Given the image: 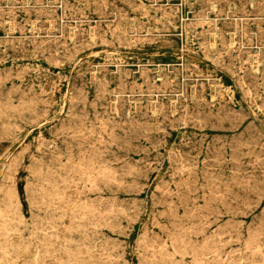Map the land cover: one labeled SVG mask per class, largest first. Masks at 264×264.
<instances>
[{
  "label": "rangeland",
  "instance_id": "374dc122",
  "mask_svg": "<svg viewBox=\"0 0 264 264\" xmlns=\"http://www.w3.org/2000/svg\"><path fill=\"white\" fill-rule=\"evenodd\" d=\"M263 32L264 0H0V264H264Z\"/></svg>",
  "mask_w": 264,
  "mask_h": 264
},
{
  "label": "bare ground",
  "instance_id": "6f19581e",
  "mask_svg": "<svg viewBox=\"0 0 264 264\" xmlns=\"http://www.w3.org/2000/svg\"><path fill=\"white\" fill-rule=\"evenodd\" d=\"M88 1V0H87ZM91 1V0H90ZM168 1V0H167ZM227 1V0H226ZM106 3V2H105ZM130 3V2H129ZM132 3V2H131ZM91 4V3H90ZM95 4V3H94ZM107 4H108V2H107ZM243 4V3H242ZM66 5V4H65ZM70 5V4H69ZM76 5V4H75ZM89 5V4H88ZM88 5H86V6H88ZM97 5H99V4H97ZM239 5H240V3H239ZM263 5V4H262ZM136 6V5H135ZM185 6V5H184ZM133 7V6H132ZM244 7V6H243ZM72 8V7H71ZM101 8H104V7H101ZM230 8V7H229ZM82 9V8H81ZM80 9V11H82ZM98 9V8H97ZM117 9V8H116ZM121 9V8H120ZM176 9V8H175ZM256 9V8H255ZM262 9V8H261ZM14 10V9H13ZM70 10V9H69ZM68 10V11H69ZM77 10V9H76ZM102 10V9H101ZM111 10H112V8H111ZM182 10V9H181ZM206 10V9H205ZM49 11V10H48ZM71 12H73V11H71ZM5 13V12H4ZM97 13V12H96ZM103 13H104V11H103ZM252 13V12H251ZM262 13V12H261ZM260 13V14H261ZM85 14V13H84ZM101 14V13H100ZM105 14V13H104ZM221 14V13H220ZM219 14V15H220ZM243 14V13H242ZM263 14V13H262ZM46 15V14H45ZM48 15V14H47ZM62 15V14H61ZM143 15V14H142ZM14 16V15H13ZM12 16V17H13ZM199 16V15H198ZM105 17V16H104ZM106 17H107V14H106ZM182 17V16H181ZM121 19V18H120ZM123 19V18H122ZM143 19V18H142ZM248 20V19H247ZM130 21V20H129ZM249 21V20H248ZM127 22V21H126ZM176 22V21H175ZM198 22V21H197ZM242 22V21H241ZM88 23H90V22H88ZM132 23V22H131ZM10 24V23H9ZM62 24V23H61ZM96 24V23H95ZM128 24V23H127ZM126 24V25H127ZM247 24V23H246ZM124 25V24H123ZM228 25V24H227ZM236 25V24H235ZM12 26V25H11ZM101 26V25H100ZM185 26V25H184ZM225 26V25H224ZM232 26V25H231ZM6 27V26H5ZM107 27V26H106ZM229 27V26H228ZM14 29V28H13ZM70 29V28H69ZM110 29V28H109ZM126 29H127V27H126ZM142 29V28H141ZM148 29V28H147ZM236 29V28H235ZM124 30H125V28H124ZM205 30V29H204ZM2 31H4V30H2ZM48 32V31H47ZM70 32V31H69ZM222 32V31H221ZM72 33V32H71ZM264 33V32H263ZM82 34V33H81ZM86 34H88V33H86ZM125 34V33H124ZM251 34V33H250ZM67 35V34H66ZM112 36V35H111ZM225 36V35H224ZM83 39V38H82ZM234 39V38H233ZM246 39V38H245ZM49 40V39H48ZM196 40V39H195ZM240 40V39H239ZM256 40V39H255ZM29 41V40H28ZM164 42H165V40H163ZM20 43V42H19ZM56 43V42H55ZM5 44V43H4ZM32 44V43H31ZM186 44V43H185ZM206 44V43H205ZM24 45V44H23ZM27 45V44H26ZM170 45V44H169ZM238 45V44H237ZM20 46V45H19ZM47 46H49L48 44H47ZM228 46H230V45H228ZM28 47V46H27ZM15 48H17V47H15ZM29 48V47H28ZM63 48V47H62ZM238 48V47H237ZM236 48V49H237ZM38 49V48H37ZM227 49H229V48H227ZM259 49V48H258ZM205 50V49H204ZM231 50V49H230ZM28 51H29V49H28ZM49 51V50H48ZM209 51V50H208ZM15 52H16V50H15ZM22 52V51H21ZM14 53V52H13ZM23 53V52H22ZM38 53V52H37ZM245 53V52H244ZM27 54V53H26ZM20 55V54H19ZM31 55V54H30ZM57 55V54H56ZM5 56V55H4ZM27 56V55H26ZM247 56V55H246ZM229 57H230V55H229ZM232 57V56H231ZM13 58V57H12ZM223 58V57H222ZM251 58V57H250ZM241 59H242V57H241ZM69 60V59H68ZM231 62V61H230ZM240 62V61H239ZM245 63V62H244ZM244 65V64H243ZM247 65H248V63H247ZM25 69V68H24ZM85 69V68H84ZM245 69V68H244ZM25 70H27V69H25ZM30 70V69H29ZM86 70V69H85ZM138 70H139V68H138ZM264 70V69H263ZM97 71V70H96ZM182 71V70H181ZM240 71V70H239ZM260 71V70H259ZM161 72V71H160ZM257 72H258V70H257ZM183 73V72H182ZM83 74V73H82ZM95 74V73H94ZM93 74V75H94ZM103 74V73H102ZM173 74V73H172ZM38 75V74H37ZM51 75V74H50ZM79 75V74H78ZM164 75V74H163ZM256 75H257V73H256ZM44 76H46V75H44ZM59 76V75H58ZM143 76V75H142ZM261 76V75H260ZM10 77V76H9ZM53 77V76H52ZM55 77H56V74H55ZM84 77V76H83ZM124 77V76H123ZM147 77V76H146ZM183 77V76H182ZM240 77V76H239ZM257 77V76H256ZM40 78V77H39ZM80 78V77H79ZM174 78V77H173ZM246 78V77H245ZM18 79V78H17ZM50 79V78H49ZM55 79V78H54ZM134 79V78H133ZM143 80V79H142ZM28 81V80H27ZM45 81V80H44ZM51 81V80H50ZM149 81V80H148ZM160 81V80H159ZM259 81V80H258ZM80 82H82V81H80ZM53 83V82H52ZM238 83V82H237ZM183 84V83H182ZM75 85V84H74ZM167 85V84H166ZM262 85V84H261ZM241 86V85H240ZM46 87V86H45ZM52 88V87H51ZM51 88H49V90L51 89ZM141 88V87H140ZM241 88V87H240ZM46 89V88H45ZM48 89V88H47ZM53 89V88H52ZM74 89V88H73ZM72 89V90H73ZM76 89V88H75ZM159 89V88H158ZM182 89V88H181ZM256 89H258V88H256ZM106 90V89H105ZM161 90V89H160ZM183 90V89H182ZM181 90V91H182ZM186 90V89H185ZM42 91V90H41ZM79 91V90H78ZM115 91V90H114ZM162 91V90H161ZM170 91V90H169ZM43 92H45V91H43ZM58 92V91H57ZM99 92V91H98ZM47 93H48V91H47ZM163 93H165V92H163ZM250 93V92H249ZM8 94V93H7ZM54 94V93H53ZM83 94V93H82ZM3 95V94H2ZM100 95V94H99ZM6 96V95H5ZM8 96V95H7ZM34 96V95H33ZM94 96V95H93ZM105 97V96H104ZM52 98V97H51ZM82 98H83V96H82ZM178 98V97H177ZM223 98V97H222ZM255 98V97H254ZM257 98V97H256ZM264 98V97H263ZM36 99H37V97H36ZM103 99V98H102ZM189 100V99H188ZM220 100V99H219ZM222 100V99H221ZM30 101V100H29ZM231 101V100H230ZM122 102V101H121ZM186 102V101H185ZM8 103V102H7ZM44 103V102H43ZM204 103V102H203ZM250 103V102H249ZM262 103V102H261ZM110 104V103H109ZM140 104V103H139ZM238 104V103H237ZM207 105V104H206ZM209 105V104H208ZM207 105V106H208ZM233 105V104H232ZM136 106V105H135ZM214 106V105H213ZM130 107V106H129ZM151 107V106H150ZM97 108V107H96ZM95 108V109H96ZM108 108V107H107ZM220 108V107H219ZM166 109V108H165ZM192 109H194V107L192 108ZM211 108H209V110H210ZM259 109V108H258ZM169 110V109H168ZM19 111V110H18ZM97 111V110H96ZM98 113V112H97ZM127 113V112H126ZM153 113V112H152ZM166 113H168V112H166ZM183 113V112H182ZM117 114V113H116ZM202 114V113H201ZM30 115H31V113H30ZM87 115V114H86ZM200 115V114H199ZM206 115V114H205ZM240 115V114H239ZM45 116V115H44ZM173 116V115H172ZM185 116V115H184ZM208 116V115H207ZM84 117V116H83ZM200 117V116H199ZM220 117V116H219ZM85 118V117H84ZM193 118V117H192ZM202 118V117H201ZM222 118V117H221ZM224 118V117H223ZM226 118V117H225ZM113 119V118H112ZM120 119V118H119ZM212 119V118H211ZM216 119H219L218 117H216ZM183 120V119H182ZM210 120V119H209ZM220 120V119H219ZM242 120V119H241ZM121 121V120H120ZM184 121V120H183ZM229 121V120H228ZM232 121V120H231ZM210 123H212V122H210ZM215 123V122H214ZM217 123V122H216ZM86 124V123H85ZM98 124V123H97ZM119 124V123H118ZM131 124V123H130ZM129 124V125H130ZM230 124L232 125V123L230 122ZM235 124V123H234ZM237 124V123H236ZM120 125V124H119ZM219 125V124H218ZM222 125V124H221ZM224 125V124H223ZM80 126V125H79ZM98 128H99V126H98ZM106 128V127H105ZM216 128H218V127H216ZM256 128V127H255ZM246 129H247V127H246ZM69 130V129H68ZM87 130V129H86ZM124 130V129H123ZM248 131V130H247ZM252 131V130H251ZM248 132H250V131H248ZM242 133V132H241ZM86 134V133H85ZM250 134V133H249ZM248 134V135H249ZM90 136V135H89ZM240 137V136H239ZM248 137H250V136H248ZM99 138V137H98ZM235 138V137H234ZM237 138V137H236ZM257 138V137H256ZM259 138V137H258ZM250 139H251V137H250ZM96 140V139H95ZM253 140V139H252ZM255 141V140H254ZM259 141H260V139H259ZM220 142H221V140H220ZM219 142V143H220ZM242 142V141H241ZM252 142V141H251ZM224 143V142H223ZM240 143V142H239ZM199 144H201V143H199ZM215 144V143H214ZM254 144V143H253ZM208 145V144H207ZM235 145H238L237 143L235 144ZM240 145V144H239ZM261 145V144H260ZM72 146V145H71ZM117 146V145H116ZM179 146V145H178ZM193 146V145H192ZM199 146V145H198ZM216 146V145H215ZM247 146V145H246ZM129 147V146H128ZM208 147H210V146H208ZM212 147V146H211ZM222 147V146H221ZM230 147V146H229ZM243 147V146H242ZM180 148V147H179ZM52 149V148H51ZM194 149V148H193ZM215 149V148H214ZM216 149H218V148H216ZM262 149V148H261ZM202 150H203V148H202ZM222 150V149H221ZM235 150H237V149H235ZM215 152V151H214ZM263 152V151H262ZM216 153V152H215ZM234 154H235V152H234ZM244 154V153H243ZM248 154V153H247ZM174 155V154H173ZM176 155V154H175ZM174 155V156H175ZM213 155H214V153H213ZM83 156V155H82ZM232 156V155H231ZM246 157V156H245ZM178 158V157H177ZM216 158V157H215ZM228 158V157H227ZM249 158V157H248ZM181 159H182V157H181ZM246 159V158H245ZM66 160V159H65ZM197 160V159H196ZM218 160V159H217ZM227 160V159H226ZM195 161V160H194ZM198 161V160H197ZM233 161V160H232ZM261 161V160H260ZM259 161V162H260ZM68 162V161H67ZM199 162V161H198ZM189 163V162H188ZM192 163H194V162H192ZM210 163V162H209ZM219 163V162H218ZM19 165V164H18ZM63 165V164H62ZM199 165V164H198ZM218 165V164H217ZM222 165V164H221ZM250 165V164H249ZM190 166H191V164H190ZM201 166H203V165H201ZM216 166V165H215ZM218 166H220V165H218ZM253 166V165H252ZM178 167V166H177ZM183 167H184V165H183ZM204 167V166H203ZM206 167V166H205ZM212 167V166H211ZM237 167V166H236ZM241 167H243V166H241ZM182 168V167H181ZM202 168V167H201ZM22 169V168H21ZM183 169V168H182ZM61 170V169H60ZM186 170V169H185ZM220 170V169H219ZM83 171V170H82ZM244 171V170H243ZM16 173V172H15ZM181 173V172H180ZM210 173V172H209ZM30 174V173H29ZM189 174V173H188ZM237 174V173H236ZM15 175V174H14ZM245 175V174H244ZM78 176H79V174H78ZM218 176V175H217ZM221 176V175H220ZM223 176V175H222ZM242 176V175H241ZM85 177V176H84ZM206 177V176H205ZM238 177H239V175H238ZM252 177V176H251ZM89 179H90V177H89ZM87 180V179H86ZM210 180V179H209ZM212 180V179H211ZM236 180V179H235ZM249 180V179H248ZM183 181V180H182ZM205 181V180H204ZM214 181V180H213ZM259 181V180H258ZM115 182V181H114ZM210 182V181H209ZM244 182V181H243ZM257 182V181H256ZM26 183V182H25ZM234 183V182H233ZM240 183V182H239ZM226 184V183H225ZM224 184V185H225ZM260 184V183H259ZM262 184V183H261ZM264 184V183H263ZM248 185V184H247ZM208 186V185H207ZM244 186V185H243ZM249 186V185H248ZM83 187V186H82ZM246 187V186H245ZM214 188V187H213ZM219 188V187H218ZM228 188V187H227ZM41 189V188H40ZM187 189V188H186ZM185 189V190H186ZM192 189V188H191ZM201 189H202V187H201ZM220 189V188H219ZM252 190V189H251ZM189 192V191H188ZM220 192V191H219ZM228 192H229V190H228ZM231 192V191H230ZM258 192V191H257ZM256 192V193H257ZM165 193V192H164ZM165 195V194H164ZM182 195V194H181ZM206 195V194H205ZM172 196V195H171ZM214 196V195H213ZM243 196V195H242ZM17 197V196H16ZM163 197V196H162ZM217 197V196H216ZM8 198V197H7ZM59 198V197H58ZM222 198H224V197H222ZM229 198V197H228ZM40 199V198H39ZM18 200V199H17ZM190 200V199H189ZM43 201V200H42ZM17 202V201H16ZM232 202H234V201H232ZM9 203H10V201H9ZM11 204V203H10ZM20 205V204H19ZM15 209V208H14ZM13 209V210H14ZM192 209V208H191ZM201 209V208H200ZM197 210H198V208H197ZM208 211V210H207ZM189 212V211H188ZM241 212V211H240ZM204 214V213H203ZM243 214H246V213H243ZM183 216V215H182ZM212 216V215H211ZM173 217V216H172ZM214 219V218H213ZM12 221V220H11ZM174 222V221H173ZM54 224V223H53ZM163 224H165V223H163ZM187 225V224H186ZM24 227V226H23ZM209 227H210V225H209ZM208 227V228H209ZM243 227V226H242ZM201 230V229H200ZM179 231V230H178ZM143 237H145V236H143ZM146 237H148V235L146 236ZM158 237V236H157ZM156 237V238H157ZM176 237V236H175ZM65 239V238H64ZM220 239V238H219ZM140 242V241H139ZM181 242V241H180ZM229 242H230V240H229ZM165 243V242H164ZM170 243V242H169ZM177 244V243H176ZM246 245V244H245ZM178 246V245H177ZM160 247V246H159ZM184 247H185V245H184ZM247 248V247H246ZM261 251V250H260ZM168 252V251H167ZM176 252V251H175ZM177 253V252H176ZM175 253V254H176ZM186 253V252H185ZM172 254V253H171ZM175 254H174V256H175ZM147 255V254H146ZM160 255V254H159ZM173 255V254H172ZM65 256H67V255H65ZM138 256H140V255H138ZM176 257V256H175ZM174 257V258H175ZM154 258V257H153ZM156 258V257H155ZM138 259V258H137ZM167 260V259H166ZM195 260V259H194ZM143 261H144V259H143ZM179 261V260H178ZM181 261H183V259L181 260ZM144 262H146V260L144 261ZM197 264V263H196Z\"/></svg>",
  "mask_w": 264,
  "mask_h": 264
}]
</instances>
